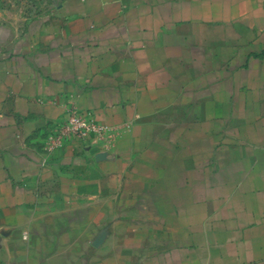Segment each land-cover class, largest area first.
Returning <instances> with one entry per match:
<instances>
[{
  "label": "crops",
  "instance_id": "0c3cea01",
  "mask_svg": "<svg viewBox=\"0 0 264 264\" xmlns=\"http://www.w3.org/2000/svg\"><path fill=\"white\" fill-rule=\"evenodd\" d=\"M0 264H264V0L0 21Z\"/></svg>",
  "mask_w": 264,
  "mask_h": 264
},
{
  "label": "rangeland",
  "instance_id": "374dc122",
  "mask_svg": "<svg viewBox=\"0 0 264 264\" xmlns=\"http://www.w3.org/2000/svg\"><path fill=\"white\" fill-rule=\"evenodd\" d=\"M66 0H0V21L23 24L32 19L47 18Z\"/></svg>",
  "mask_w": 264,
  "mask_h": 264
},
{
  "label": "built area",
  "instance_id": "2783aa9c",
  "mask_svg": "<svg viewBox=\"0 0 264 264\" xmlns=\"http://www.w3.org/2000/svg\"><path fill=\"white\" fill-rule=\"evenodd\" d=\"M105 128L93 119L80 114L76 109L68 111L57 135L50 137V147L57 148L70 138L84 139L87 136H102Z\"/></svg>",
  "mask_w": 264,
  "mask_h": 264
}]
</instances>
